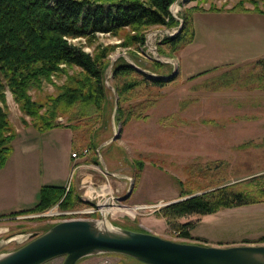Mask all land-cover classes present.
Here are the masks:
<instances>
[{"label": "rangeland", "instance_id": "obj_1", "mask_svg": "<svg viewBox=\"0 0 264 264\" xmlns=\"http://www.w3.org/2000/svg\"><path fill=\"white\" fill-rule=\"evenodd\" d=\"M251 1L173 0L168 6L173 22L146 27L143 42L134 45L122 44L124 35L129 32L127 28L120 30L117 36L97 33L90 44L82 38L70 40L79 42L89 53L96 46L108 47L104 85L107 106H112V112L106 126L97 130L95 148L100 145L98 154L110 173L125 174L130 180H124V186L122 179L103 174L98 159L89 160L85 165L88 172L92 171L90 168L95 169L92 172L97 174V180L90 184L95 183L96 192L106 191L116 197L107 208L114 206L123 211H89L91 207L96 209L91 201V204L61 208L58 200L41 211L0 216V256L25 243L28 234L38 235L68 218H105L118 229L147 232L176 242L214 246L264 243L258 241L264 235V201L221 207L206 214H185L168 222L163 215L164 206L175 200L224 184L249 189L256 182L251 177L264 173V88L231 85L214 89L211 83L207 84L224 70L239 67L240 72L245 71L256 57L248 58L264 50V14L255 10ZM253 1L257 9H262L261 0ZM238 2L248 8L240 11L249 17L247 27L240 21L233 25L231 20L216 14L228 12L227 9ZM193 6L199 11L192 14V40L169 54L161 42L176 33L183 11ZM228 23L231 25L226 35L223 27ZM235 26L238 33L244 34L241 39L239 35L236 38L232 35ZM120 57L153 76H168L174 69L179 73L177 79L164 86L150 88L152 103L143 112L145 119L129 120L125 124L112 118L116 94L111 87L110 69ZM73 70L67 69L69 73ZM63 78L51 76V81L43 83L40 90L29 91L31 98L42 101L46 95L54 94V85L60 84ZM140 99L142 97L129 102ZM4 104L13 129L30 125V118L20 113L8 90L4 91ZM56 122L65 124L66 121L57 117ZM114 133L116 138L111 139ZM72 136L80 135L73 132ZM137 162L141 163L138 171ZM130 183L129 196L118 200V194L122 196ZM79 188L71 190L81 196L79 193H83L85 187ZM181 190L190 194L179 195ZM184 223L187 226H181ZM186 227L187 238L179 235ZM63 258L64 255L54 256L40 264H61ZM74 264L143 263L120 253L96 252L80 257Z\"/></svg>", "mask_w": 264, "mask_h": 264}, {"label": "trees", "instance_id": "obj_2", "mask_svg": "<svg viewBox=\"0 0 264 264\" xmlns=\"http://www.w3.org/2000/svg\"><path fill=\"white\" fill-rule=\"evenodd\" d=\"M172 1L0 0V167L10 153L15 135L6 114L5 90L10 92L20 113L30 118V125L37 131L66 126L72 134L78 132L80 135L72 136L75 145L82 143L80 148L93 151L97 144V130L106 126L112 112V106H107L104 85L108 47L96 46L89 53L82 49L79 42L70 40L82 38L90 44L97 33L117 36L120 30L127 28L129 32L124 35L122 44L141 43L146 27L173 22L168 11ZM251 2L255 10L264 14V0H261L260 10L256 8L255 1ZM240 4L238 2L227 10H248ZM194 11H199L196 6L185 8L179 30L163 38L161 43L167 47L169 54L191 42ZM249 64L251 67L243 72L239 67L224 70L209 79L207 84L211 83L214 89L231 85L264 88V57L256 58ZM71 68L75 70L69 73L67 69ZM51 76L57 79L64 76L60 84L54 85V94L46 95L42 101L31 98L29 91L40 90L43 83L51 81ZM160 76L138 70L122 57L113 62L110 69L111 87L116 94L113 120L125 124L129 120L145 119L147 116L143 112L152 103L150 88L164 86L177 79L179 73L176 70L171 77ZM57 117L65 118V124L56 122ZM22 122L25 123L24 120ZM96 125L97 128H94ZM140 167L141 163L137 162V171ZM251 178L256 182L249 189L235 187V184L214 187L166 204L163 215L168 222L185 214H206L221 207L264 201V173ZM179 193L190 194L186 190ZM58 200L61 208L91 204L70 188L65 191L64 186L42 185L32 207L9 214L41 211ZM187 229H182L179 235L189 237ZM258 241L264 242V235Z\"/></svg>", "mask_w": 264, "mask_h": 264}, {"label": "water", "instance_id": "obj_3", "mask_svg": "<svg viewBox=\"0 0 264 264\" xmlns=\"http://www.w3.org/2000/svg\"><path fill=\"white\" fill-rule=\"evenodd\" d=\"M179 28L180 25L175 32ZM175 71L160 77H171ZM131 189L132 183L117 199H125ZM27 238L25 243L3 254L0 264H40L58 255H64L61 264H74L80 257L96 252L124 254L143 264H264V243L214 246L176 242L126 228L117 232L94 230L86 218L62 219L38 235L28 234Z\"/></svg>", "mask_w": 264, "mask_h": 264}, {"label": "crops", "instance_id": "obj_4", "mask_svg": "<svg viewBox=\"0 0 264 264\" xmlns=\"http://www.w3.org/2000/svg\"><path fill=\"white\" fill-rule=\"evenodd\" d=\"M216 14L231 20L233 25L238 21L244 22L246 27L250 25L249 17L245 12L228 11ZM231 24H225L223 27L226 35H228L227 31ZM232 30L235 38L237 35L240 39L244 36L243 33H238L237 26ZM254 57H264V50L258 51L248 60ZM14 129L15 136L11 141L10 153L0 167V216L32 207L37 201L38 190L42 185L64 186L68 184L67 189L80 190L81 185L95 182L97 174L92 172L95 169L90 168L91 172L87 170L86 165L89 160H100L103 174L122 179L124 186V180H130V176L125 174L120 176V174L110 173L111 171L106 168L98 154L100 145L93 152L88 149L83 152L85 147L80 148L78 144L75 145L72 142V131L66 126H56L42 132L37 131L31 125L14 127ZM71 152H75L76 155L71 156ZM107 164H110L109 160ZM93 184L95 183L91 185ZM119 197L118 194L117 198Z\"/></svg>", "mask_w": 264, "mask_h": 264}, {"label": "built area", "instance_id": "obj_5", "mask_svg": "<svg viewBox=\"0 0 264 264\" xmlns=\"http://www.w3.org/2000/svg\"><path fill=\"white\" fill-rule=\"evenodd\" d=\"M85 150L83 149V152ZM71 156H75V152H71ZM65 186V185H64ZM85 190L83 193H81L80 198L85 200V201H91L94 202L93 205L96 207V209H93L92 207L89 209V211L93 210H99V207H107L110 206L111 203L114 202L115 196L112 193H107L106 191L104 192H96L95 188L91 184H86L84 185ZM65 189H67V185L65 186ZM146 206V205H145Z\"/></svg>", "mask_w": 264, "mask_h": 264}, {"label": "bare ground", "instance_id": "obj_6", "mask_svg": "<svg viewBox=\"0 0 264 264\" xmlns=\"http://www.w3.org/2000/svg\"><path fill=\"white\" fill-rule=\"evenodd\" d=\"M102 207L100 208V211L102 213L110 211L111 213H114L115 211L119 212L120 210H122V208H118V207ZM141 207V206H139ZM134 207H132L133 209ZM127 210V209H125ZM89 223H90V227L94 230H100V231H108V232H117L118 228L114 227L113 225H111L105 218L102 219H88ZM1 257V256H0Z\"/></svg>", "mask_w": 264, "mask_h": 264}]
</instances>
